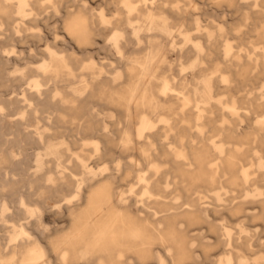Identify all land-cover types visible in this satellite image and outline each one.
Listing matches in <instances>:
<instances>
[{
	"label": "bare ground",
	"instance_id": "1",
	"mask_svg": "<svg viewBox=\"0 0 264 264\" xmlns=\"http://www.w3.org/2000/svg\"><path fill=\"white\" fill-rule=\"evenodd\" d=\"M0 82V264H187L194 224L230 247L216 264H264V0H0Z\"/></svg>",
	"mask_w": 264,
	"mask_h": 264
},
{
	"label": "rangeland",
	"instance_id": "2",
	"mask_svg": "<svg viewBox=\"0 0 264 264\" xmlns=\"http://www.w3.org/2000/svg\"><path fill=\"white\" fill-rule=\"evenodd\" d=\"M24 57L26 56L25 53L23 55ZM7 64H8V69L6 71H4V75L9 77V83L12 84H16V83H20V86H17V89H21L23 86L26 85L27 82V78L23 77V74H17L16 71H19L20 67L15 64V60L10 59L7 60ZM199 69L198 65H195L192 68L193 72H196ZM11 72V74H10ZM1 84V82H0ZM219 99H221L224 102H227L230 100V97L228 95H223L221 97H219ZM112 117H109V120H112ZM1 125V124H0ZM107 132H110L111 134L114 135H118V129H115L114 127L111 126L110 123L107 124V128H106ZM14 132V130H13ZM24 132L25 129H24ZM1 133V131H0ZM101 163H105L104 161H102ZM31 164L32 161H31ZM109 165V164H108ZM107 165V166H108ZM113 181L116 184L115 186L118 188L120 187V189H117L118 193L122 190V189H126V184L122 183V176L119 175H113ZM38 183L42 184V185H51L52 182H40L38 181ZM122 188V189H121ZM230 193H226L224 196H222L221 199V203L224 204V209L226 211H224V213H222V215L220 216L221 220L217 223H219L221 226L222 225H228L230 226L232 229H236L237 225L240 223V219L241 221L244 218L243 214H240L239 216H237V213H235L236 215H232L230 214V212H228L229 210L234 211L237 209V195H233L234 197L230 200L229 198H227V196ZM176 196V195H175ZM177 197V196H176ZM252 200H259L264 198V194H256V195H252L250 197ZM229 199V200H228ZM182 200L180 194H178V197L176 199V201L180 202ZM231 202V203H229ZM229 204V205H227ZM246 213L252 217V221L248 223V227L247 229H249L251 232H253L255 234V236L253 237V244H254V251L252 252L254 255L256 253H259L257 256L259 255H264V219L262 217L261 214V210L259 207L255 206L253 208H246ZM49 215V216H48ZM204 216H206L207 218H209V213L206 212V214H204ZM42 221V224L40 223V225H35L32 226L31 231L34 233L36 239H38L39 243L45 247L46 249L48 248V241H49V237H52L55 235V232H63L64 230L68 229V221L66 219V215L65 212L60 210V212L57 211H51L50 213H47L45 216L42 217V219H40ZM209 220H212L211 218H209ZM247 220V219H245ZM47 223V224H46ZM161 227L163 228L164 225L161 224ZM181 229L185 228L184 224L180 225ZM3 227H0V243L4 246H8V240L1 238L2 235V231H3ZM189 236L191 237L188 243V247L192 252V255L194 257V260L192 262H188L187 264H216L218 260L225 258L227 256H229L231 254L230 252V247H226L225 244H221L218 245L216 244L215 240L210 237V235L208 234L207 228L205 226L202 225H193L191 227H189V229L187 230ZM4 233V231H3ZM35 240V239H34ZM202 242L203 246L205 248H208V254H209V258L212 261H208L206 259V255L204 254V250L203 248L200 246V243ZM225 242V241H224ZM156 250H158V253H163L164 251L160 248H157ZM170 250H173L172 248H170ZM169 262L166 261L164 264H168ZM50 264H55L54 262H51ZM152 264H159L158 261H153Z\"/></svg>",
	"mask_w": 264,
	"mask_h": 264
}]
</instances>
